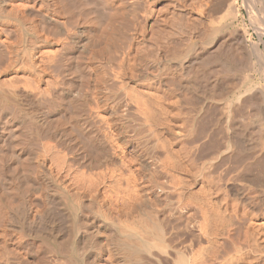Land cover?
I'll list each match as a JSON object with an SVG mask.
<instances>
[{
    "label": "bare ground",
    "instance_id": "bare-ground-1",
    "mask_svg": "<svg viewBox=\"0 0 264 264\" xmlns=\"http://www.w3.org/2000/svg\"><path fill=\"white\" fill-rule=\"evenodd\" d=\"M79 2L0 0V264H257L264 17Z\"/></svg>",
    "mask_w": 264,
    "mask_h": 264
},
{
    "label": "rangeland",
    "instance_id": "rangeland-1",
    "mask_svg": "<svg viewBox=\"0 0 264 264\" xmlns=\"http://www.w3.org/2000/svg\"><path fill=\"white\" fill-rule=\"evenodd\" d=\"M86 1H87V0H84V1H81V0H80L79 4L82 3L80 7H83V6L86 4V6L89 8L88 5H90L91 2L87 5V3L89 2V0H88V2H86ZM248 1H249V2H248ZM248 1L246 0L245 3H246V4L248 3L250 6H248V4H247V5H246L247 7H244L245 9L243 8V12H244L245 15H244V18H243V20H242L241 23H238V22H237V26H238V27H243V26H245L246 28H248L247 30H248L250 33H253V34H254V37L257 38V33H256V31H255V27H256L255 25H257V27H258V23H257V24L254 23V26H255V27L251 26V25H250V21H249V15H246V14L251 13V14H253L254 16L258 15L259 17L256 16V17H257V18H256L257 21H262V20H263L262 17H264V15H263V14H264V0H257V1H256V0H254V1H253V0H248ZM251 1H252V2H251ZM83 2H84V3H83ZM250 2H251L252 4H250ZM253 2H254V3H253ZM77 4H78V3H77ZM83 4H84V5H83ZM82 5H83V6H82ZM86 6H84V7L87 8ZM91 6H92V5H91ZM251 6H252V7H251ZM257 7H258L260 10H259ZM245 10H246V11H245ZM247 10H248V11H247ZM258 10H259V11H258ZM254 13H255V14H254ZM262 15H263V16H262ZM246 16H247L248 18H247ZM258 18H259L260 20H259ZM245 19H246V20H245ZM245 21H246V22H245ZM248 22H249V23H248ZM241 24H242L243 26H242ZM216 25H220V23H216ZM237 26H236V27H237ZM233 27H235V25H230L229 28H233ZM196 35H197V34H196ZM196 35H195V37H196ZM217 36H218V37H217ZM217 36H215L213 39H210V43L208 44V45L212 46V47H213L212 49H214V50L217 48V46H218L217 44H219V42H218L219 39H221V35H220V34L217 35ZM219 36H220V37H219ZM199 37H202V36H199ZM195 39H196L197 41H201V40L208 41V38H205V37H204V38L202 37V38H200V39H199L198 37H196ZM215 40H216V41H215ZM214 42H215V43H214ZM217 42H218V43H217ZM211 44H212V45H211ZM214 45H215V46H214ZM211 71H213V70H212V69H211V70L209 69V72H211ZM251 72H252V71H251ZM253 74H254V73H253ZM255 74H256V73H255ZM256 76H257V74H256ZM258 77H259V76H258ZM255 79H256V78H255ZM256 80H257V79H256ZM258 81L264 83V81H263L260 77L258 78ZM263 220H264V217L261 218L260 220H258L259 222H257V228H256V229L254 228V229H255V230H254V235L257 234V233H259L258 235H256V236H259V237H256V238H258V240L261 241V242L259 243L258 240H256V241H258V243L261 244V245H262V244L264 245V236H263L264 233L262 232V229L264 228V226H262V229H261L260 226L258 225V223H261L260 221H262L261 224L264 225V221H263ZM243 222L245 223V224L243 223L244 225H246V226L248 225V223H247L248 221H247V222H246V221H243ZM246 223H247V224H246ZM243 224H242V229H243V226H244ZM246 226H244V227H246ZM258 226H259V227H258ZM249 228H251V227H249ZM259 228H260V231H258ZM250 230H251V229H250ZM242 231H243V230H242ZM251 231L253 232V228H252ZM256 231H257V232H256ZM251 235H253V233H252ZM254 235H253V237H254ZM260 235H261V237H260ZM251 237H252V236H251ZM253 237H252V238H249V240L251 241V239H253ZM249 240H248V241H249ZM248 241H246V243H247ZM253 242H255V240H254ZM253 242L251 241L250 244H254ZM246 243H245V244H246ZM256 243H257V242H255V244H256ZM258 243H257L256 245H257L258 250H259V244H258ZM255 244H254V247L256 246ZM263 245H262V246H263ZM246 246H247L248 248L250 247V246H249V242H248V245H246ZM246 246H245V247H246ZM251 246H252V248H251V247L249 248V249H251V250L248 251V252L251 254V256H253L255 253L259 252V253L256 254V255L258 256V258H256V259L254 258V259H253V257H252V260H253L252 262H253V263H255V262L257 263V262H258L257 264H259V262H260V264H262L261 261H263V263H264V256L262 255L261 257H259L262 253H264V252H263L264 250H263V251L261 250V248H264V246H263V247L260 246V250H261V251L259 250V251H257V252H256L257 247H256V250H254L255 248L253 247V245H251ZM243 247H244V245H243ZM247 247H246V248H247ZM248 248H247V250H249ZM253 248H254V249H253ZM243 249H244L243 251L247 252L245 248H243ZM253 251H255V252H253ZM252 252H253V253H252ZM260 253H261V254H260ZM247 254H248V253H247ZM252 254H253V255H252ZM256 255H254V257H257ZM248 256H249V259H250L251 256H250L249 254H248ZM262 257H263V260L261 259ZM249 259H248V261H249ZM258 259H259V260H258ZM260 259H261V260H260ZM255 260H256V261H255ZM250 261H251V259H250ZM235 263H237V262H235ZM230 264H231V263H230ZM240 264H241V263H240ZM242 264H244V263H242Z\"/></svg>",
    "mask_w": 264,
    "mask_h": 264
}]
</instances>
